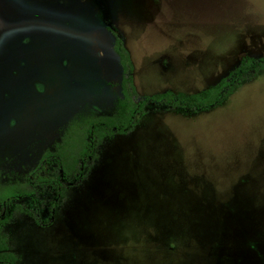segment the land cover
Here are the masks:
<instances>
[{
  "label": "rangeland",
  "instance_id": "obj_1",
  "mask_svg": "<svg viewBox=\"0 0 264 264\" xmlns=\"http://www.w3.org/2000/svg\"><path fill=\"white\" fill-rule=\"evenodd\" d=\"M107 27L140 96L197 93L264 56V0H0L2 183L121 103ZM97 156L60 196L5 211L15 264H264V72L207 113L146 108Z\"/></svg>",
  "mask_w": 264,
  "mask_h": 264
},
{
  "label": "trees",
  "instance_id": "obj_2",
  "mask_svg": "<svg viewBox=\"0 0 264 264\" xmlns=\"http://www.w3.org/2000/svg\"><path fill=\"white\" fill-rule=\"evenodd\" d=\"M113 39V51L121 68V103L109 115H87L72 120L54 150L45 152L37 166L22 182L0 181V264H15L16 256L9 252L3 226L9 220L5 211L23 198H33L37 191L52 189L62 194V185H75L91 171L97 160V148L115 136L132 131L153 107L182 116L199 115L222 106L245 83L264 72V56L244 59L228 77L218 84L197 93L165 91L152 95H138L133 83V64L122 38L114 28L107 27ZM50 175V176H49Z\"/></svg>",
  "mask_w": 264,
  "mask_h": 264
},
{
  "label": "crops",
  "instance_id": "obj_3",
  "mask_svg": "<svg viewBox=\"0 0 264 264\" xmlns=\"http://www.w3.org/2000/svg\"><path fill=\"white\" fill-rule=\"evenodd\" d=\"M123 43H124V46H125V40L123 39ZM126 48V46H125ZM126 50L128 51L129 55H130V51L126 48ZM130 59H131V55H130Z\"/></svg>",
  "mask_w": 264,
  "mask_h": 264
},
{
  "label": "flooded vegetation",
  "instance_id": "obj_4",
  "mask_svg": "<svg viewBox=\"0 0 264 264\" xmlns=\"http://www.w3.org/2000/svg\"><path fill=\"white\" fill-rule=\"evenodd\" d=\"M66 186H69V185H66ZM70 186H72V185H70Z\"/></svg>",
  "mask_w": 264,
  "mask_h": 264
}]
</instances>
